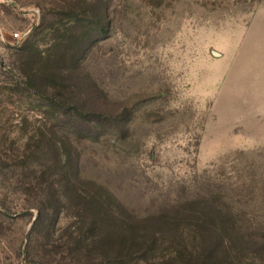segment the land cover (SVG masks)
<instances>
[{
    "label": "rangeland",
    "instance_id": "rangeland-1",
    "mask_svg": "<svg viewBox=\"0 0 264 264\" xmlns=\"http://www.w3.org/2000/svg\"><path fill=\"white\" fill-rule=\"evenodd\" d=\"M0 27L29 31L0 44V264H179L99 246L47 192L72 175L121 218L215 202L243 243L220 264H264V0H8Z\"/></svg>",
    "mask_w": 264,
    "mask_h": 264
},
{
    "label": "trees",
    "instance_id": "trees-1",
    "mask_svg": "<svg viewBox=\"0 0 264 264\" xmlns=\"http://www.w3.org/2000/svg\"><path fill=\"white\" fill-rule=\"evenodd\" d=\"M106 29L107 24H104L102 30ZM54 104L49 102L51 108L55 107ZM68 110L82 116L76 105H70ZM99 112L102 119H110L106 108L101 106ZM64 146L69 148L66 143ZM58 185L54 186L53 182L47 180L49 195L69 202L77 199L84 203L81 213L91 217L94 239L97 238L99 246L108 250L117 245L127 250L138 247L151 255L157 251L162 255L167 253L169 259L179 264H220L222 261L230 263L227 256L219 255L225 253L227 244L243 246L232 214L224 212L219 204L209 200L191 198L183 205H170L147 218H121L118 215V207H121L119 202L108 190L94 182L83 184L82 187L80 178L72 175L63 185ZM58 214L55 211L56 217ZM113 219L117 224L111 225ZM41 220L42 213L39 212L35 223ZM154 227L161 231H153ZM111 230L121 233L115 234ZM105 235L109 237L105 238Z\"/></svg>",
    "mask_w": 264,
    "mask_h": 264
},
{
    "label": "built area",
    "instance_id": "built-area-1",
    "mask_svg": "<svg viewBox=\"0 0 264 264\" xmlns=\"http://www.w3.org/2000/svg\"><path fill=\"white\" fill-rule=\"evenodd\" d=\"M6 4H8V0H0V7ZM28 33H29L28 30L24 33L19 31L6 32L4 28L0 27V44H6V45L20 44L25 41Z\"/></svg>",
    "mask_w": 264,
    "mask_h": 264
}]
</instances>
